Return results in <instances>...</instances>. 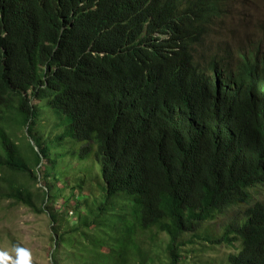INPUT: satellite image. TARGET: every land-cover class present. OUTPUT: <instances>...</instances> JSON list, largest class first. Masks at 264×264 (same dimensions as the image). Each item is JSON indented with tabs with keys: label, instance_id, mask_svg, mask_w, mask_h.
<instances>
[{
	"label": "trees",
	"instance_id": "1",
	"mask_svg": "<svg viewBox=\"0 0 264 264\" xmlns=\"http://www.w3.org/2000/svg\"><path fill=\"white\" fill-rule=\"evenodd\" d=\"M227 4L0 0V170L44 185L36 196L29 184L6 181L16 202L50 215L53 264H149L162 256L160 264H184V234L264 187V42L221 55L200 45L229 15ZM43 111L58 122L54 140L36 128ZM71 142L80 150L67 148ZM69 155L92 158L85 169L101 167L104 195L92 204L96 195H84L92 173L82 174V196L74 187L65 204L78 224L62 232L70 217L56 205ZM49 181L65 187L56 192ZM130 200L132 220L116 212ZM245 217L207 240L240 241L230 264H264V202Z\"/></svg>",
	"mask_w": 264,
	"mask_h": 264
},
{
	"label": "rangeland",
	"instance_id": "2",
	"mask_svg": "<svg viewBox=\"0 0 264 264\" xmlns=\"http://www.w3.org/2000/svg\"><path fill=\"white\" fill-rule=\"evenodd\" d=\"M233 11L232 16L225 21L224 25L216 24L212 30H210V36L204 45H210L212 48L216 47L217 52L221 55L224 54L225 48L230 46L233 48H247L253 43L264 41V0H232ZM264 45V44H263ZM264 47V46H263ZM237 59L235 58V61ZM41 102L36 99H32L33 105H38ZM44 112V118L42 122L37 124L36 128L45 136L54 140L57 136L49 133L58 129V122L53 120V117L49 112ZM62 130L54 132V134H61ZM16 137L23 147L26 156L33 158V153L29 148V138L25 136V130L15 129ZM24 134V135H23ZM15 137V139H16ZM34 146V143L31 141ZM77 146L79 151V145L71 142L66 147ZM50 149H53L48 145ZM37 151L36 147H34ZM65 148V147H64ZM79 149V150H78ZM54 152V151H51ZM72 155L66 159L70 166L64 165V169L67 168L68 176L64 178V182L68 183L65 189V194L61 197L59 204L56 205V210L63 216L69 215L70 224L62 221V232L69 231L78 224L76 215H72L74 211L72 207H65L66 200L70 199L76 188V195L82 196L81 190L78 186L80 179L84 174L90 171L92 173V179L85 177L87 184L85 186V196H93L92 204L94 202L100 203L104 195V183L98 178L97 175L102 174L101 167L95 168L93 172L92 168L85 169L88 163L94 162L90 160L83 162L78 158H71ZM47 162L43 160L42 166L45 167ZM84 165V166H83ZM82 166V167H81ZM43 173H44V168ZM84 169L82 172L81 170ZM4 177V183L0 180V251H7L13 259H15L14 248L16 246L24 247L31 252V264H53V252L55 250V241L52 227V220L50 215L38 214L31 208L26 207L16 202L11 198V192L6 181L26 183L29 184L30 191L36 196L39 195L38 189L44 188L42 183L33 184L32 182H26L24 178H17L8 171L0 170V178ZM49 184L56 187V192L60 188L65 187L64 184L49 181ZM84 187V184H81ZM249 199L245 203H235L232 206L227 207L222 212H219L215 219L207 221L199 225L194 232H189L183 235L181 243H184L182 248V256L184 258V264H230L229 258L231 255H236L241 250L240 241H235L233 244L222 243L216 244L209 240H220L224 237L228 230L232 228H238L245 221V214L247 210L254 206L258 202H264V187L257 185L251 187L249 192ZM36 202V200H35ZM73 202L72 205H75ZM39 207H42L37 202ZM132 201L124 207H120L118 212L128 220H132L131 208ZM65 217H63L64 219ZM71 227V228H70ZM159 240L162 243L167 241L166 236H159ZM149 241H146L145 249L147 251ZM157 245L160 243L157 241ZM163 259L159 257L155 262L151 261L149 264H160ZM11 264V262H9Z\"/></svg>",
	"mask_w": 264,
	"mask_h": 264
},
{
	"label": "clouds",
	"instance_id": "3",
	"mask_svg": "<svg viewBox=\"0 0 264 264\" xmlns=\"http://www.w3.org/2000/svg\"><path fill=\"white\" fill-rule=\"evenodd\" d=\"M227 5L230 6L229 7L230 13L226 17V19L218 22L219 25H224L225 21L228 20V18L230 16H232V11H233L232 0H228ZM205 43H206V39L203 35V38L200 41V45L203 46ZM71 214L73 215L74 213H71ZM13 250L15 252V259H13L12 256L7 251H0V264H9V262H11V264H31V252L29 249L24 248V247H20V246H16Z\"/></svg>",
	"mask_w": 264,
	"mask_h": 264
}]
</instances>
